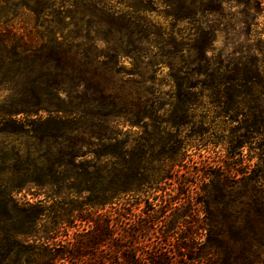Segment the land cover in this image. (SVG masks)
<instances>
[{
  "label": "trees",
  "instance_id": "trees-1",
  "mask_svg": "<svg viewBox=\"0 0 264 264\" xmlns=\"http://www.w3.org/2000/svg\"><path fill=\"white\" fill-rule=\"evenodd\" d=\"M226 2L243 6L239 25L258 42L249 15L261 0H0V135L49 147L47 131L67 121L106 125L92 149L64 146L94 157L90 184L65 185L74 177L34 159L27 141L0 137V264H255L264 58L259 42L208 54ZM158 5L189 25L187 40L149 17ZM173 177L179 198L165 186ZM186 201L195 219L171 240L166 212Z\"/></svg>",
  "mask_w": 264,
  "mask_h": 264
},
{
  "label": "rangeland",
  "instance_id": "rangeland-1",
  "mask_svg": "<svg viewBox=\"0 0 264 264\" xmlns=\"http://www.w3.org/2000/svg\"><path fill=\"white\" fill-rule=\"evenodd\" d=\"M261 1L262 2L255 8V12H251V15H249V19H251V22H254V24L252 25V28L254 30L253 32L260 34V40L258 41L259 57L264 58V0ZM242 9L243 6H238L235 4L230 5L227 2L224 3V24L221 25V31L217 33L215 40L211 43V50L208 51V54L214 53L226 56L233 53L235 49H239L240 46L250 45L252 47H255V44L258 42L247 40L249 38V30L247 28H241L239 25V19H241L243 15L242 12H240ZM254 15H256V18H254ZM149 17L153 19V21L156 22V24L163 28L165 31H169L170 29L175 32L179 31L184 40H187V37L189 36L188 34L191 31L189 29V25L184 21L173 22V19L166 15L165 8L162 5H158L155 10L150 12ZM123 64L127 68L130 67V64H128V62L126 61H124ZM167 72V68H163L162 70L157 71L156 77L158 78V81L164 78ZM169 92L170 87L165 86L160 92L159 97L166 99L168 98ZM79 110L84 113L91 111L82 107H80ZM203 110L204 108H202L201 106L196 108L194 121L198 122L201 119ZM93 112L94 111L92 110V113ZM207 121L208 120H206V122ZM67 122V124L71 125V129L62 128L59 125L57 129L47 131L49 136L52 135L50 137L48 136L49 147H47L46 144L38 146L39 139L35 138L33 134H30L33 136L31 138L26 137L25 134H19L17 136L0 135V137L2 138V140L14 141V143H16L17 141L18 143H24L27 141V145L29 146L34 159H36L37 161L47 160L48 162L53 163L55 166H58V170H60L61 172L60 177H74L65 185H78L84 183V181L90 184V177H92L91 165L94 162V157L78 156L77 158H74L68 156L67 151H69V148H66L64 146L70 144H82L87 147V150L92 149V146L95 143L93 137L97 136L99 133H102L105 130L106 125L98 121L97 118H89L87 121H83V119H80V121L74 120L71 122ZM206 124H208V122ZM132 131L137 136L139 134H142L140 133L139 128L136 127L132 128ZM187 132L188 127L182 129L181 134L184 135L187 134ZM194 151H196V149H191L189 152L193 154ZM201 153L203 155H209L210 151L202 150ZM192 156L194 160H199L197 154H194ZM183 170L184 169L182 168L181 171ZM84 178L88 179V181L84 180ZM174 179L175 177H173L172 179V185L166 184L165 186L167 187V191L170 193V195L179 198L180 196H182V194L179 193L177 182ZM167 182H171V180H168ZM35 190L36 189L33 188L34 192ZM195 192L202 194V190L200 189L199 185L195 187ZM157 193L160 194L161 191L158 190ZM86 195L87 194H83V198L86 197ZM42 196L43 195H41L40 197ZM192 196H194V194ZM19 197H22V195H19ZM26 197L34 199L33 197L31 198V195L29 194ZM155 203H160V201L156 200ZM176 204L179 205V202H176ZM142 206L143 202L139 204L138 208L133 210L138 213ZM189 206V202L186 201L183 205H180L178 209L166 212L167 225L165 230L167 231V234L169 235V238L171 240L178 239L180 241L182 239V236L186 232L184 224H187L188 221H193L195 219L190 212ZM156 215L157 217H159V219L161 218L160 211H158ZM202 238L204 239V236ZM255 264H264V251L260 252L258 258L255 260Z\"/></svg>",
  "mask_w": 264,
  "mask_h": 264
}]
</instances>
